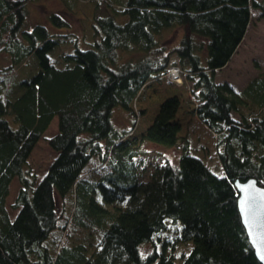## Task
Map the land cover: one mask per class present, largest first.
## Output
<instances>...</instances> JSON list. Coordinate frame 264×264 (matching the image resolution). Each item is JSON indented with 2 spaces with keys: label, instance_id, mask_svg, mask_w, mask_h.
<instances>
[{
  "label": "trees",
  "instance_id": "trees-1",
  "mask_svg": "<svg viewBox=\"0 0 264 264\" xmlns=\"http://www.w3.org/2000/svg\"><path fill=\"white\" fill-rule=\"evenodd\" d=\"M37 1L0 0V264H262L234 182L264 186V70L242 90L216 76L264 0H85L81 35L59 12L30 24ZM61 1L66 14L78 5ZM174 66L192 83L188 115L216 136L222 176L186 137L169 145L179 164L146 163L132 145L149 132L138 130L149 108L134 104ZM162 106L165 124L180 123L179 102ZM55 117L56 156L40 177L29 160Z\"/></svg>",
  "mask_w": 264,
  "mask_h": 264
},
{
  "label": "rangeland",
  "instance_id": "rangeland-1",
  "mask_svg": "<svg viewBox=\"0 0 264 264\" xmlns=\"http://www.w3.org/2000/svg\"><path fill=\"white\" fill-rule=\"evenodd\" d=\"M77 4V7H73V12L70 11L69 14H66L67 8L63 1L38 0L30 6L31 14L28 21L30 24L45 22L50 11L59 12L60 14L68 16L69 23L72 25V32L81 35L83 28L88 29L87 21L81 17L90 14L93 4L85 0L84 2L83 0H78ZM181 34V30L178 29L171 32L168 37H171L172 42L175 43ZM6 64H8L6 56L0 54V65ZM260 70H264V15L260 10L253 8L252 24L239 51L233 57L228 67L218 71L216 80L218 82L224 80L233 82L237 90H242L244 85L260 72ZM163 80L162 84H156L147 88L145 99L134 104L135 112L140 108H149L147 109L149 111L147 116L144 119L141 118L138 125L140 132H149L144 138H140L132 145L148 150L145 155L141 156L146 163L157 164L164 162L166 159H170L173 163L179 164L180 152L176 147L169 145L175 140L179 141L178 138L180 137H186L189 141L192 155L202 159L214 174L222 176L223 170L215 149V134L203 125L197 117L193 115L189 116L187 113L191 110V104H197L190 94L192 83L186 82L184 78L181 84L171 82L167 79ZM168 101H171L172 105H177V102L180 104L175 116L180 123L176 125L165 124V115L162 116L158 113L163 107L162 105ZM125 116H127L126 113L116 111V122L120 128L129 129L131 125ZM235 117H238V115H235ZM57 130L58 118L55 117L30 156V164L40 174V177L44 175L48 165L56 156L55 152L48 145L47 138L54 135ZM18 188L19 181L15 178L12 182L11 194L7 202L12 216L16 211L12 210L10 206L14 201V197L17 195ZM125 215L126 213H122L119 219L122 221ZM15 216L16 214L13 217ZM123 222L126 223V220ZM129 222L131 221L129 220Z\"/></svg>",
  "mask_w": 264,
  "mask_h": 264
},
{
  "label": "water",
  "instance_id": "water-1",
  "mask_svg": "<svg viewBox=\"0 0 264 264\" xmlns=\"http://www.w3.org/2000/svg\"><path fill=\"white\" fill-rule=\"evenodd\" d=\"M234 184L242 223L256 257L264 264V186L256 178L236 179Z\"/></svg>",
  "mask_w": 264,
  "mask_h": 264
},
{
  "label": "built area",
  "instance_id": "built-area-1",
  "mask_svg": "<svg viewBox=\"0 0 264 264\" xmlns=\"http://www.w3.org/2000/svg\"><path fill=\"white\" fill-rule=\"evenodd\" d=\"M180 69L179 68H172L169 71V76L171 80L173 81H179L180 80Z\"/></svg>",
  "mask_w": 264,
  "mask_h": 264
}]
</instances>
